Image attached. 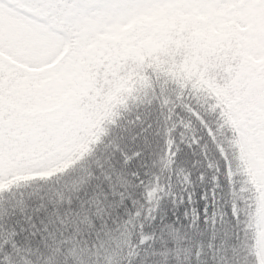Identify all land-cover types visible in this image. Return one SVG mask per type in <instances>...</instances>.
Segmentation results:
<instances>
[{
    "label": "snow or ice",
    "instance_id": "obj_1",
    "mask_svg": "<svg viewBox=\"0 0 264 264\" xmlns=\"http://www.w3.org/2000/svg\"><path fill=\"white\" fill-rule=\"evenodd\" d=\"M16 10L0 0V264H264V194L238 195L208 87L239 79L242 53L264 58V0H18ZM58 57L55 78L95 65L126 81L128 110L74 136V87L48 101L40 78L5 71ZM130 64L143 74L119 70ZM137 82L148 91L131 104ZM13 86L41 99L10 114ZM41 148L59 163L35 173L8 163Z\"/></svg>",
    "mask_w": 264,
    "mask_h": 264
},
{
    "label": "trees",
    "instance_id": "obj_2",
    "mask_svg": "<svg viewBox=\"0 0 264 264\" xmlns=\"http://www.w3.org/2000/svg\"><path fill=\"white\" fill-rule=\"evenodd\" d=\"M18 0H7V7L9 14L15 16L17 14L16 5ZM244 56V67L241 70L240 78L234 80L231 85L225 80L224 74H219V80L223 83H217V78L214 76L210 84L217 86L220 90L231 100H244L254 105L264 112V58L256 59L247 53H242ZM162 59H167L162 57ZM62 57H58L52 64L44 65L41 67L30 68L27 66H20L15 61H10V67L5 69L10 75L16 79H20L24 73H28L34 78L41 79L42 88L46 91L47 95L45 99L51 101L55 98L56 94L62 91L64 88L72 86L76 90V100L81 106L82 111L78 114L72 125V134L74 136H82L84 133H89L92 130L90 137L95 130V122L99 120L101 114L104 112V108L107 105V101L116 93L121 84H125L121 93L117 94L111 105L108 107L105 116H108L114 106H119L120 114H123L128 110V106L122 103L127 93V82L120 80L115 75L110 82L105 81L103 76L94 75L95 65H88L81 69L73 71L71 78L58 79L52 74L57 65L60 64ZM120 71H124L127 75H131L134 72H143L134 64H130L127 68H121ZM147 67L143 69L146 71ZM229 69H225L227 73ZM137 91L132 97L130 103H136V97H143L148 89L142 86L139 82L136 84ZM213 98V96H212ZM41 97L29 89L18 88L13 86L12 91L9 92V99L5 101L11 110L10 114L19 111L26 105L39 102ZM219 109V115L214 123L217 126V139L219 143L216 145L220 148V154H227V158H230V170L231 179L233 183L239 188L238 195L241 198L250 197L254 194H259L258 185L246 163V160L240 149V145L234 135L231 128L228 116L223 111L220 105L217 103L213 107L212 111L215 112ZM103 119V118H102ZM258 129H263V126H257ZM44 148L29 154L20 152H12L9 154L11 158H14L18 154L32 155L43 154ZM209 156L216 159L215 151L210 147ZM221 165L223 161H219ZM40 188L39 184H33L31 187L24 190L25 195L35 194ZM253 189L255 193H253Z\"/></svg>",
    "mask_w": 264,
    "mask_h": 264
},
{
    "label": "rangeland",
    "instance_id": "obj_3",
    "mask_svg": "<svg viewBox=\"0 0 264 264\" xmlns=\"http://www.w3.org/2000/svg\"><path fill=\"white\" fill-rule=\"evenodd\" d=\"M124 86L125 84L119 86L117 94L122 92ZM208 87L216 103L221 106L229 118L247 165L258 185L259 194H264V128L259 130L251 126V124L264 126V112L258 110L253 103L244 100H230L217 86L209 83ZM114 95L115 97H112L107 105L116 98V93ZM88 135L84 133L82 137H88ZM8 163L24 167L35 173L50 169L59 163V160L45 149L43 154H19L15 158L8 156ZM12 179L17 180L20 177L13 176Z\"/></svg>",
    "mask_w": 264,
    "mask_h": 264
}]
</instances>
